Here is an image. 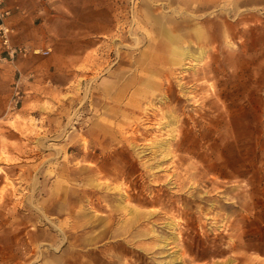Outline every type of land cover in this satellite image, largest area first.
<instances>
[{"label": "rangeland", "instance_id": "obj_1", "mask_svg": "<svg viewBox=\"0 0 264 264\" xmlns=\"http://www.w3.org/2000/svg\"><path fill=\"white\" fill-rule=\"evenodd\" d=\"M110 5L0 102V264H264V0Z\"/></svg>", "mask_w": 264, "mask_h": 264}, {"label": "crops", "instance_id": "obj_2", "mask_svg": "<svg viewBox=\"0 0 264 264\" xmlns=\"http://www.w3.org/2000/svg\"><path fill=\"white\" fill-rule=\"evenodd\" d=\"M111 2L5 0L6 7L11 10L6 23L14 30L11 43L30 51L17 56L13 62L0 61V102L6 103L10 99L16 73L19 74L18 83L26 88L40 84L39 80L48 75L63 74L66 63L73 64L91 56L99 38L109 29ZM46 48H52V53L44 57L32 51ZM178 51L174 55L182 58V52Z\"/></svg>", "mask_w": 264, "mask_h": 264}, {"label": "built area", "instance_id": "obj_3", "mask_svg": "<svg viewBox=\"0 0 264 264\" xmlns=\"http://www.w3.org/2000/svg\"><path fill=\"white\" fill-rule=\"evenodd\" d=\"M11 15V10L6 7L5 0H0V61L13 62L17 56H24L30 51L21 45H13L10 36L14 30L6 23L7 18ZM51 48L35 49L34 53L48 55Z\"/></svg>", "mask_w": 264, "mask_h": 264}, {"label": "bare ground", "instance_id": "obj_4", "mask_svg": "<svg viewBox=\"0 0 264 264\" xmlns=\"http://www.w3.org/2000/svg\"><path fill=\"white\" fill-rule=\"evenodd\" d=\"M177 53V52H176ZM181 53V52H180ZM181 55H182V59H190V58H192V56L190 55V53H189V51L186 49V48H184L183 49V51H182V53H181ZM176 59V58H175ZM172 223H168L167 225H171ZM107 224H105V226H106ZM121 232V231H120ZM217 244V243H216ZM132 246V245H131ZM127 249V248H126ZM80 252H82V251H80ZM197 253L199 254V255H204V254H206V251H203V250H198L197 251Z\"/></svg>", "mask_w": 264, "mask_h": 264}]
</instances>
